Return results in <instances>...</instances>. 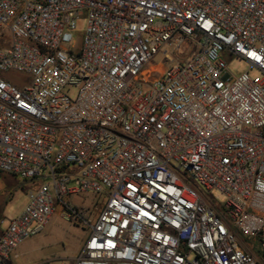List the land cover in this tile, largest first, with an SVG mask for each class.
<instances>
[{"label": "built area", "instance_id": "obj_1", "mask_svg": "<svg viewBox=\"0 0 264 264\" xmlns=\"http://www.w3.org/2000/svg\"><path fill=\"white\" fill-rule=\"evenodd\" d=\"M0 174L40 184L0 264L57 206L89 232L70 264H264V0H0Z\"/></svg>", "mask_w": 264, "mask_h": 264}, {"label": "rangeland", "instance_id": "obj_2", "mask_svg": "<svg viewBox=\"0 0 264 264\" xmlns=\"http://www.w3.org/2000/svg\"><path fill=\"white\" fill-rule=\"evenodd\" d=\"M87 26V21L79 23V32L74 33L77 42L82 40ZM197 49L190 42H186L184 49L178 57L186 58ZM160 57H156L152 64L162 63L165 68L168 66L166 61L161 62ZM227 61L231 73L240 76L249 72L253 79H262V75L256 70H251L249 65L233 56L227 55ZM17 86H22L25 82L24 76L13 74L11 76ZM73 97L77 91H71ZM40 187L39 182H25L14 176L0 174V231L6 227L5 220L16 217L23 210L27 203L28 193ZM204 197L216 205L217 209L222 210L225 206V198L217 191L200 190ZM69 201L77 207L93 210L98 199L93 195H78L69 198ZM61 206L56 207V211L46 228L36 236L25 240L15 249L5 264H70L82 251L84 244L89 236L87 228L81 224L68 222L61 217ZM4 222V223H3ZM260 237L254 241L243 238V243L248 245L253 243L258 255L262 253L259 246Z\"/></svg>", "mask_w": 264, "mask_h": 264}]
</instances>
